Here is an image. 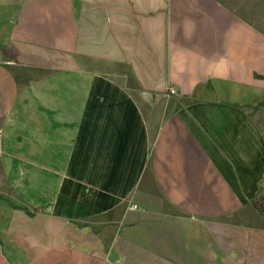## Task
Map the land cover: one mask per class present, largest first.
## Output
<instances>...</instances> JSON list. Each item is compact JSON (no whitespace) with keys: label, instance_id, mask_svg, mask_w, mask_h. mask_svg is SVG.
<instances>
[{"label":"crops","instance_id":"0c3cea01","mask_svg":"<svg viewBox=\"0 0 264 264\" xmlns=\"http://www.w3.org/2000/svg\"><path fill=\"white\" fill-rule=\"evenodd\" d=\"M263 10L0 0V264H264Z\"/></svg>","mask_w":264,"mask_h":264},{"label":"rangeland","instance_id":"374dc122","mask_svg":"<svg viewBox=\"0 0 264 264\" xmlns=\"http://www.w3.org/2000/svg\"><path fill=\"white\" fill-rule=\"evenodd\" d=\"M254 8H255V7H252L253 12H254ZM258 9H259V8H257V9L255 8V11H256L257 13H259ZM263 13H264V10H263ZM263 18H264V14H263ZM253 24H255L258 28H260V29L264 32V21H262V22H257V23L253 22ZM258 120H259L260 125H262V127L264 128V115H262V117H261L260 119L258 118ZM258 202H260L259 199L257 200V203H258Z\"/></svg>","mask_w":264,"mask_h":264},{"label":"trees","instance_id":"16d2710c","mask_svg":"<svg viewBox=\"0 0 264 264\" xmlns=\"http://www.w3.org/2000/svg\"><path fill=\"white\" fill-rule=\"evenodd\" d=\"M252 205H253V207H255L258 211H262V209L260 208V207H258V205H257V201L256 200H253L252 201ZM1 240V239H0ZM0 245L3 247V244H2V242L0 241Z\"/></svg>","mask_w":264,"mask_h":264}]
</instances>
